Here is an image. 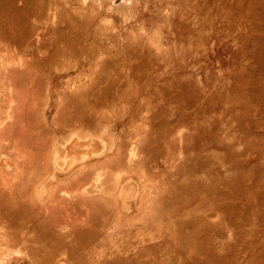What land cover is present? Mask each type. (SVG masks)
Returning <instances> with one entry per match:
<instances>
[{
  "label": "rangeland",
  "instance_id": "rangeland-1",
  "mask_svg": "<svg viewBox=\"0 0 264 264\" xmlns=\"http://www.w3.org/2000/svg\"><path fill=\"white\" fill-rule=\"evenodd\" d=\"M2 2L22 13L0 32L2 141L36 144L25 172L50 179L53 264H264V0ZM76 141L110 153L81 162Z\"/></svg>",
  "mask_w": 264,
  "mask_h": 264
},
{
  "label": "bare ground",
  "instance_id": "bare-ground-1",
  "mask_svg": "<svg viewBox=\"0 0 264 264\" xmlns=\"http://www.w3.org/2000/svg\"><path fill=\"white\" fill-rule=\"evenodd\" d=\"M17 1V0H16ZM33 1V0H32ZM36 1V0H35ZM70 1V0H69ZM114 1V0H113ZM15 3H17V2H15ZM32 3H34V2H32ZM31 3V4H32ZM36 5H37V2L35 3ZM65 5V4H64ZM18 6H19V4H18ZM23 6V5H22ZM66 6V5H65ZM64 6V7H65ZM17 8H19V7H17ZM21 8V7H20ZM21 9H19V10H16V8L14 7V5H13V3H9V2H2V3H0V32H4V31H7L8 29L10 30L11 29V27L13 28V26H20L21 27V24H22V19H21V14L22 13H20V12H17V11H20ZM61 12V11H60ZM32 15V14H31ZM67 16V15H66ZM24 17V16H23ZM28 19H29V17H27ZM61 18V17H60ZM66 18V17H65ZM61 19H63V18H61ZM32 21V20H31ZM29 23H30V21H29ZM29 23H27V24H29ZM34 23L35 22H33V26H34ZM32 24V22L30 23V25ZM37 25H39L38 23H37ZM26 26V25H25ZM32 26V27H33ZM36 26V25H35ZM28 27V26H27ZM17 29H18V27H17ZM24 29V27L22 28V30ZM27 29V28H26ZM29 29V28H28ZM27 29V30H28ZM33 28H31V32L33 31L32 30ZM37 29V28H36ZM16 29H14L13 31H15ZM21 30V29H20ZM27 30L25 31V29L23 30V31H25V36H26V33H27ZM12 31V30H11ZM12 31V32H13ZM28 31H30V30H28ZM12 32H9V34L10 33H12ZM16 32H19V29L18 30H16ZM34 32V31H33ZM59 32V31H58ZM14 33V32H13ZM17 34V33H16ZM19 34V33H18ZM22 34H24V33H22ZM22 34H19V36H21ZM30 33H28V35H29ZM38 34V33H37ZM15 35V34H14ZM4 36H6V35H4ZM19 36H17V38H20ZM24 36V37H25ZM32 36H35V33H32ZM32 36H26V38L28 37H32ZM6 37H8V36H6ZM12 37H13V35H12ZM22 37V36H21ZM24 37L23 38H21V39H24ZM37 37V36H36ZM2 38H3V36H2ZM14 38H15V36H14ZM14 38H13V40H14ZM27 38V40H29ZM68 38H70V37H68ZM1 39V38H0ZM7 39H9V38H7ZM20 39V41H23V40H21ZM38 39H39V37H38ZM41 39H43V38H41ZM46 39V38H45ZM71 39V38H70ZM9 40H11V39H9ZM9 40H6L5 41V39L3 38L2 40H0L1 42L3 41V42H9ZM15 40H17L16 38H15ZM14 40V41H15ZM27 40H24L25 42L27 41ZM33 40H35L36 41V39H34L33 38ZM30 41H31V45H33V43H32V39H30ZM2 42V43H3ZM37 42V41H36ZM42 42V41H41ZM20 43V42H19ZM39 43V42H38ZM48 43V42H47ZM5 44V43H4ZM26 44H27V42H26ZM25 44V45H26ZM40 44V43H39ZM42 44H43V42H42ZM46 44V43H45ZM42 45L43 47L44 46H46V45ZM24 45V46H25ZM29 45V44H28ZM27 45V46H28ZM30 45V46H31ZM37 45V43L35 44V46ZM52 45V44H51ZM30 46H28V47H30ZM34 46V45H33ZM38 46V45H37ZM32 47V46H31ZM55 47V46H54ZM23 48H25V47H23ZM71 49V48H70ZM73 49V48H72ZM108 49H112L113 50V48H108ZM33 50V49H32ZM35 50H38L39 51V49H35ZM56 50V49H55ZM54 50V51H55ZM68 51H70L69 49H67ZM80 50V49H79ZM111 50V51H112ZM13 51V50H12ZM16 51H18L17 49H16ZM34 51V50H33ZM48 51H50V50H48ZM52 51V50H51ZM60 52L59 53H61L60 55H62L63 53H65V52H63V50L61 51V49L59 50ZM68 51H67V53L66 54H70V53H68ZM83 51V50H82ZM95 51V50H94ZM110 51V52H111ZM15 52V51H14ZM19 52H20V50H19ZM22 52H24V49H23V51ZM36 52V51H35ZM56 52H57V50H56ZM63 52V53H62ZM104 52H105V50H104ZM26 54H27V52H25ZM29 53V52H28ZM53 53V52H52ZM59 53L58 54H55V55H58V56H56L55 58L57 59V57H61V56H59ZM76 53V52H75ZM75 53H73V54H75ZM83 53V52H82ZM94 53V52H93ZM107 53H109L108 52V50H107ZM106 53V54H107ZM119 53V52H118ZM22 54V53H21ZM26 54H24L25 55V58H27L26 57ZM44 54V53H43ZM72 54V53H71ZM28 55H30V54H28ZM104 55V54H103ZM109 55H111V53L109 54ZM10 56H13V55H10ZM49 56H51V54L49 55ZM18 57V59H19V57H20V54L17 56ZM22 57H23V55H22ZM44 57V59H46V57H45V55L43 56ZM11 58V57H10ZM9 58V59H10ZM33 58V57H32ZM49 60H52V59H50L49 57H47ZM103 58H104V56H103ZM30 59V58H29ZM58 59H60V58H58ZM17 60V59H16ZM6 61V60H5ZM5 61L4 62H2L3 64H5ZM25 61V60H24ZM23 61V63L21 64L22 66L23 65H25L24 63H26L27 61H25L24 62ZM37 61V60H36ZM44 61V60H43ZM53 61V60H52ZM56 61V60H55ZM29 62H31L30 60H29ZM42 62V61H41ZM48 62V61H47ZM54 62V61H53ZM62 62V61H61ZM68 63H69V61H67ZM1 63V64H2ZM20 63V62H19ZM66 63V62H65ZM28 65H30V63H27ZM26 64V65H27ZM44 64V63H43ZM49 64V63H48ZM57 64H59V63H57ZM6 66H7V64H5ZM10 65V64H9ZM20 65V64H19ZM32 65V64H31ZM36 65V64H35ZM72 65V64H71ZM106 65H108L109 66V64H106ZM32 66H34V65H32ZM32 66H29V67H32ZM59 66V65H58ZM63 65H61V66H59V67H62ZM65 66H67V65H65ZM70 66V65H69ZM78 66V65H77ZM151 66H153V65H151ZM163 66V65H162ZM1 67V66H0ZM39 67V66H38ZM42 67V66H41ZM58 67V68H59ZM64 67V66H63ZM68 67V66H67ZM71 67H74L75 68V65H73V66H71ZM159 67V66H158ZM35 68H36V66H35ZM42 68H44V70H47V69H45L46 67L44 66V67H42ZM49 68V67H48ZM77 68V67H76ZM75 68V69H76ZM133 68V67H132ZM160 68V67H159ZM163 68H164V66H163ZM14 69V68H13ZM39 69V68H38ZM54 69H56V68H54ZM65 68H63V70H64ZM83 69V68H82ZM12 70V69H11ZM20 71H21V69H19ZM59 70H61V69H59ZM68 70L70 71V69H69V67H68ZM68 70H65V71H68ZM81 70V69H80ZM160 70V69H159ZM163 70V69H162ZM162 70H160V71H162ZM23 71V70H22ZM33 71V70H32ZM31 70H29V72L31 73L32 72ZM55 71H57V70H55ZM35 72H37V70H35ZM58 72H60V71H58ZM22 74V72H19V77H20V80H21V74ZM30 73L28 74V76H30L31 78H33L31 75H30ZM40 73V72H39ZM51 73H55V72H51ZM79 73V72H78ZM81 73V72H80ZM158 73V72H157ZM159 73H161V72H159ZM82 74V73H81ZM118 74V73H117ZM121 74V73H120ZM128 74V73H127ZM138 74V73H137ZM153 74H154V72H153ZM23 75V74H22ZM26 74H24L23 75V77L25 76ZM36 74H34V76H35ZM44 75H46L45 73L43 74V76ZM54 75V74H53ZM83 75V74H82ZM82 75H80V76H82ZM88 74H86V76H87ZM129 75V74H128ZM139 75V74H138ZM156 75V74H155ZM159 75V74H158ZM38 76V75H37ZM41 76V75H40ZM51 75H49V77H50ZM119 76H122V75H119ZM126 77H127V75H125ZM154 76V75H153ZM160 76V75H159ZM159 76H156V77H159ZM26 77V76H25ZM24 77V78H25ZM30 77H28V79H31ZM52 77V76H51ZM76 78L78 77V75L77 76H75ZM106 77V76H105ZM130 77V76H129ZM45 78V77H44ZM44 78L42 79V80H44ZM71 78H73L72 76H71ZM79 78V77H78ZM110 78H114V77H110ZM131 78H132V75H131ZM149 78V77H148ZM151 78H152V76H151ZM62 79V78H61ZM68 79H70V78H68ZM83 78H81V80H82ZM88 79V78H87ZM99 79V78H98ZM98 79H97V81H98ZM104 79V78H103ZM108 79V82H109V78H107ZM119 80H120V78H118ZM129 79V78H128ZM128 79H125V77H124V80L123 81H126V80H128ZM33 80V79H32ZM46 80V79H45ZM48 80H50L49 78H48ZM71 80V79H70ZM70 80H68V81H70ZM100 80V79H99ZM114 80V79H113ZM150 80V79H149ZM152 80V79H151ZM30 80H28V82H29ZM67 81V80H66ZM72 81V80H71ZM70 81V82H71ZM75 81H77V80H75ZM75 81H74V83H75ZM102 81V80H101ZM115 81V80H114ZM33 82V81H32ZM50 82V81H49ZM73 82V81H72ZM104 82H107V81H104ZM116 83H117V80L115 81ZM130 82H131V80H130ZM129 82V83H130ZM69 83V82H68ZM84 83V82H83ZM113 83V82H112ZM116 83H113V84H116ZM126 83H127V81H126ZM128 83V84H129ZM29 84H30V82H29ZM91 84H92V82H91ZM91 84H90V86H91ZM93 84H94V82H93ZM96 84H97V82H96ZM96 84H94V85H96ZM100 84V83H99ZM106 84H108V83H106ZM120 84V83H119ZM119 84H116L117 86L119 85ZM127 84V86L129 87V85ZM13 85V84H12ZM28 85V84H27ZM27 85H25L24 84V88H26V86ZM60 85V84H59ZM67 85V84H66ZM72 85V84H71ZM82 85V84H81ZM115 85V86H116ZM31 86V85H30ZM29 86V87H30ZM67 86H69V85H67ZM78 86H80V83L78 84ZM89 86V87H90ZM56 87V86H55ZM84 87L85 86H83V89H84ZM99 87V86H98ZM103 87V86H102ZM109 87V86H108ZM148 87V86H147ZM19 88V87H18ZM34 88V87H33ZM62 88V87H61ZM65 88H66V86H65ZM73 88L75 89V87L73 86ZM97 88V87H96ZM96 88H94V89H96ZM101 88V87H100ZM105 88H107V87H105ZM116 88V87H115ZM146 88V87H145ZM10 89V88H9ZM21 89V88H20ZM67 89V88H66ZM66 89H64V90H66ZM70 89V88H69ZM86 89H89V88H86ZM91 89V88H90ZM101 89H103V88H101ZM113 89V88H112ZM125 88H124V86H123V89L122 90H124ZM129 89V88H128ZM142 89V88H141ZM144 89V88H143ZM3 90V89H2ZM8 90V89H7ZM35 90V89H34ZM34 90H31L32 91V93L34 92L35 93V91ZM99 90V89H98ZM113 90H115L116 91V89H113ZM121 90V91H122ZM127 90V89H126ZM9 91V90H8ZM59 91V90H58ZM70 91V90H69ZM77 91V90H76ZM84 91H85V89H84ZM94 91V90H93ZM92 91V92H93ZM104 91H106V92H112V91H107V90H104ZM103 91V92H104ZM114 91V92H115ZM118 91H120V90H118ZM163 91V90H162ZM71 92V91H70ZM69 92V93H70ZM73 90H72V94H73ZM80 92V91H79ZM85 92H87V93H89L88 91H85ZM85 92H82V93H85ZM92 92H91V94H92ZM94 92H98V91H94ZM102 92V93H103ZM114 92H112V93H114ZM142 92H144V91H142ZM160 92H161V90H160ZM164 92V91H163ZM33 93V94H34ZM100 93V92H99ZM62 94V93H61ZM71 94V95H72ZM86 94V93H85ZM98 94V93H97ZM104 94V93H103ZM102 94V95H103ZM108 94H110V93H108ZM9 95L11 96V94L9 93ZM70 95V96H71ZM75 95H76V93H75ZM82 95V94H81ZM89 95H90V93H89ZM94 95V94H93ZM111 95H113V94H111ZM117 95H119V94H117ZM9 96V97H10ZM34 96V95H33ZM63 96V95H62ZM85 96V95H84ZM92 96V95H91ZM64 97V96H63ZM73 97V96H72ZM87 97V96H86ZM89 97V96H88ZM99 97H101V95L99 96ZM99 97H97V98H99ZM103 97H104V95H103ZM107 97H109V96H107ZM33 98V97H32ZM37 98V95L35 96V99ZM82 98V97H81ZM75 99H76V97H75ZM83 99V98H82ZM90 99V98H89ZM107 99V98H106ZM118 99H119V97H118ZM8 100V99H7ZM32 100H34V99H32ZM67 100H68V98H67ZM78 100H81V99H78ZM78 100H76V101H78ZM93 101H94V98L92 99ZM116 100V99H115ZM12 101V100H11ZM82 101V100H81ZM83 101H85V97H84V99H83ZM95 101H96V99H95ZM103 102H104V100H102ZM107 101H109V100H107ZM111 101H114V100H111ZM153 101V100H152ZM33 102V101H32ZM68 102L69 103H71L70 102V100H68ZM12 103V102H11ZM31 103V102H30ZM36 103V102H35ZM35 103H33L34 105H36ZM74 103V102H73ZM82 103V102H81ZM80 103V104H81ZM97 103H99V102H97ZM101 103V102H100ZM106 103V102H105ZM9 104V103H8ZM72 104V103H71ZM77 104H79V101L77 102ZM79 104V105H80ZM11 105V104H10ZM34 105L33 106H31V108H33L34 107ZM70 105V104H69ZM90 105H92V104H90ZM3 106V105H2ZM38 106V105H37ZM76 106V105H75ZM82 107L84 106V104L83 105H81ZM89 106V105H88ZM12 107H14V106H12ZM72 107V106H71ZM70 107V108H71ZM77 107V106H76ZM81 107V108H82ZM92 107V106H91ZM115 107V106H114ZM113 107V108H114ZM137 107H139V106H137ZM4 108H6V107H4ZM69 108V109H70ZM78 108V107H77ZM2 109H3V107H2ZM9 109H10V107H9ZM72 109V108H71ZM79 109V108H78ZM84 109V108H83ZM92 109H93V107H92ZM4 110V109H3ZM3 110H1V111H3ZM11 110V109H10ZM34 110H37V108H35ZM96 110V109H95ZM122 110V109H121ZM160 109H158V111H159ZM32 111V110H31ZM77 112L79 111V110H76ZM81 111H83V110H81ZM84 111H87V112H90V110L88 111V110H84ZM83 111V112H84ZM102 111V110H101ZM109 111V110H108ZM115 111V110H114ZM37 112V111H36ZM36 112H34L32 115H34ZM80 112V111H79ZM139 112V111H138ZM142 112V111H141ZM161 112V111H160ZM160 112H157V113H160ZM6 113V112H5ZM74 113V112H73ZM94 113V115L97 113V112H93ZM105 113H107V112H105ZM121 113V112H120ZM154 113V112H153ZM152 112H151V114H153ZM37 114V113H36ZM72 114V113H71ZM80 115H82L83 113H79ZM131 114V113H130ZM140 114V113H139ZM2 115V114H1ZM0 115V264H27V261H26V258H27V256H29L30 258H27V260L28 259H34L33 261H29V262H31V263H33V264H53V262H54V250L55 249H53V247H56V246H58V245H54L53 246V234H52V231L54 230H52L51 231V229L52 228H50V226H52V222L54 221V218L55 217H53L52 215H53V210H54V203H53V201H54V195H52V193H51V191H50V188H49V183H48V181L50 180L49 178H48V180H46L45 182H42L41 184H40V181H43V180H41V178H38V177H36V169H40V167H38V166H40V165H37V167L38 168H36L35 167V170H34V174L33 173H30L29 174V172L27 173V171L29 170L30 171V169H32V168H30L31 166L32 167H34L33 166V164L35 163V162H38V161H36L37 160V158H36V154H35V151L37 150V149H35V148H37L36 147V144H35V142L34 141H31L29 138H28V142H29V140L31 141V142H29V146L30 147H28L29 148V152L26 154V152L24 153V150H23V147H22V142L20 141H18V142H14V138L12 139V142L11 141H9L8 143H6V142H3L4 140H3V137H2V132L4 131V129L6 128V126L8 125V124H11V123H14L13 121H12V119H14V113L12 114L11 113V111H9L8 113H7V115L6 116H1ZM77 114H75V116H76ZM106 115V114H105ZM120 115V114H119ZM118 115V116H119ZM128 115H129V113H128ZM127 115V116H128ZM158 115V114H157ZM87 116H89V114L87 115ZM133 116V115H132ZM30 117H31V115H30ZM34 117H36V118H38V121H39V117H37L36 115H34ZM69 117H71L70 118V121L72 122V120H73V118H72V116H69ZM69 117H68V115H67V117H66V119L68 118L69 119ZM90 117L92 118V116L90 115ZM103 117V116H102ZM110 117V115H108V116H106V118H109ZM158 117V116H157ZM81 119H82V117H80ZM84 118V117H83ZM99 118V117H98ZM98 118H97V120H98ZM106 118H102L103 120H101L102 122L106 119ZM110 118H112V116L110 117ZM139 118V117H138ZM143 118H145V117H143ZM147 118V117H146ZM154 118H156V117H153L152 116V119L154 120ZM32 119H33V117H32ZM32 119H30V120H32ZM67 119V120H68ZM72 119V120H71ZM78 119V118H77ZM81 119H79V121H81ZM122 119V118H121ZM29 120V121H30ZM37 120V119H36ZM92 119H90V122H92L91 121ZM140 120V119H139ZM142 120V119H141ZM16 121V120H15ZM70 121H68L67 122V126H69V127H72L71 126V124H70ZM83 121V120H82ZM109 121V120H108ZM107 121V122H108ZM114 121V120H113ZM121 121V120H120ZM130 121V120H129ZM11 122V123H10ZM32 121H30V123H31ZM34 122V121H33ZM89 122V123H90ZM110 122V121H109ZM108 122V123H109ZM133 122H134V120H133ZM145 122H147V121H145ZM144 122V123H145ZM35 123V122H34ZM34 123H32V124H30V126L32 127H36V126H34ZM37 123H39V122H37ZM36 123V124H37ZM81 123V122H80ZM84 123V122H83ZM94 122H92V124H93ZM112 123H114V122H112ZM131 123V122H130ZM130 123H129V125H130ZM138 123V122H137ZM132 124V123H131ZM12 125V124H11ZM82 125V124H81ZM86 125V124H85ZM126 125V124H125ZM118 126V125H117ZM117 126H115V127H117ZM128 126V124L126 125V127ZM134 126V125H133ZM136 126V125H135ZM32 127V128H33ZM40 127V126H39ZM65 127H66V125H65ZM68 127V128H69ZM74 127V126H73ZM72 127V128H73ZM129 127V126H128ZM127 127V128H128ZM137 127H139L138 125H137ZM142 127V126H141ZM67 128V127H66ZM118 128V127H117ZM136 127H133V129L132 130H134ZM71 129V128H70ZM70 129H69V132H70ZM73 129H76V128H73ZM72 129V130H73ZM124 129V128H123ZM140 129V128H139ZM126 130H128V129H126ZM130 130V129H129ZM73 132H75V131H73ZM130 132H131V130H130ZM133 132V131H132ZM134 132H137V131H134ZM71 133V132H70ZM5 134V133H4ZM15 134H17L18 135V133H15ZM74 134V133H73ZM73 134H72V136H73ZM133 134H136V133H133ZM16 135V136H17ZM127 136H128V133L126 134ZM130 135H131V133H130ZM130 135L128 136V137H130ZM28 136L30 137V135H29V133H28ZM31 137H32V135H31ZM35 138V137H34ZM37 138V137H36ZM36 138H35V140H36ZM77 138V137H76ZM142 138V137H141ZM33 139V138H32ZM71 139H72V137H71ZM74 139V138H73ZM125 140H126V138H124ZM134 139V138H133ZM135 139H137V137L135 138ZM143 139V138H142ZM3 140V141H2ZM16 140H18L17 138H16ZM64 141V140H63ZM143 140H139L138 142H137V144L138 143H140V142H142ZM123 142H124V140H123ZM126 142H127V140H126ZM126 142H125V144L124 145H128V144H126ZM132 143L134 142V141H131ZM69 143V142H68ZM144 144H146L147 146H149V144H147V143H145V142H143ZM88 144V143H87ZM107 144V143H106ZM131 144V143H130ZM144 144H140V145H144ZM13 146V151L12 152H10L9 151V147L11 148V146ZM23 145H24V143H23ZM134 145V144H133ZM86 146V145H85ZM111 146V145H110ZM112 147V146H111ZM132 147H134V148H136L135 146H131V148ZM138 147V146H137ZM141 147V146H140ZM145 148H147L146 146H144ZM130 148V150H132ZM112 150H113V148H112ZM111 150V151H112ZM136 150H137V148H136ZM148 150H150V149H148ZM72 151V152H71ZM71 151H70V153H73L74 155H77L76 153H78V154H80L81 152H82V154H81V159H82V161L81 162H83V161H85V160H87V159H89V158H92L94 155V157H96V155H98V156H100V155H105V154H109V153H106L108 150H106V146H101V145H99V144H91V145H87L86 147H83V145H82V147L81 146H79V144H78V142L76 141L75 143H73L72 144V146H71ZM128 151V150H127ZM132 151H135L134 149L132 150ZM141 151V150H140ZM143 151V150H142ZM130 152V151H129ZM137 151H135V153H136ZM148 152V151H147ZM135 153H134V155H135ZM150 153V152H149ZM152 153V152H151ZM56 154V153H55ZM66 154V153H65ZM129 154V153H128ZM153 154H154V152H153ZM156 155V154H155ZM155 155H153V156H155ZM91 156V157H90ZM126 156H129L130 157V155H127L126 154ZM136 156V155H135ZM135 156H132V157H135ZM102 157V156H101ZM129 157H127L128 159H129ZM151 157H152V155H151ZM99 158V157H98ZM155 158H156V156H155ZM62 159V158H61ZM153 159V158H152ZM133 160V159H132ZM159 160V159H158ZM50 161V160H49ZM128 162V161H127ZM132 162V161H131ZM27 163H28V165H30L29 167H28V170L25 172V168H26V165H27ZM32 163V164H31ZM52 163V162H51ZM62 163V162H61ZM35 164H37V163H35ZM47 164V163H46ZM64 164H65V162H64ZM157 164V163H156ZM53 165L55 166V168H56V163H53ZM158 165V164H157ZM162 165V164H161ZM57 167H60L59 165L57 166ZM53 168V167H52ZM62 168V167H61ZM44 169H46V168H44ZM71 170V169H70ZM162 170V169H161ZM31 172H33V170L31 171ZM40 172V171H39ZM27 175H26V174ZM46 174V173H45ZM37 175H38V173H37ZM39 177H41V176H39ZM50 177V176H49ZM98 179H99V177H97ZM43 179V178H42ZM53 179H55V178H53ZM53 181V180H52ZM81 180H79L78 182H80ZM104 182V181H103ZM107 182V181H106ZM86 183V182H85ZM100 183V182H99ZM82 185V184H81ZM75 186V185H74ZM84 185H82V187H83ZM75 188H78V187H75ZM81 191H82V188H81V186H80V188H79ZM85 189V188H84ZM129 189V188H128ZM79 190V191H80ZM130 190V189H129ZM129 190H127V191H129ZM78 191V192H79ZM53 193H55V192H53ZM64 193V192H63ZM83 194V193H82ZM125 194V193H124ZM131 194V193H130ZM67 195V194H66ZM129 195V194H128ZM150 195V194H149ZM184 206V205H183ZM126 211V210H125ZM178 213V212H177ZM133 214V213H132ZM56 219V218H55ZM63 223V222H62ZM55 224V223H54ZM67 227V226H66ZM65 228V227H64ZM127 229V228H126ZM130 229V228H129ZM63 230V229H62ZM58 231V230H57ZM67 231V230H66ZM76 231V230H75ZM82 231V230H81ZM54 232H56V231H54ZM72 233V232H71ZM55 234H57V233H55ZM64 234H69L70 235V233H67V232H65V233H63V232H61V235L62 236H58V237H62V239L64 238ZM82 234V233H81ZM58 235H60V234H58ZM57 236V235H56ZM74 236V235H73ZM81 236V235H80ZM130 236V235H129ZM66 238V237H65ZM57 239H59V238H57ZM79 239H81L80 237H79ZM84 239H86V238H84ZM63 240H65V239H63ZM69 240V239H68ZM57 241V242H56ZM55 242L56 243H54V244H59V241L58 240H56ZM128 241V240H127ZM61 243H62V241H61ZM60 243V244H61ZM64 243V242H63ZM62 243V244H63ZM65 243H67V242H65ZM59 244V245H60ZM61 246V245H60ZM60 246H58V250H57V252L58 251H61V249L63 248H61ZM68 246V245H67ZM124 246V245H123ZM61 249H60V248ZM119 247V246H118ZM67 248H69V246L67 247ZM71 248V247H70ZM60 249V250H59ZM117 249V248H116ZM121 249H123V248H121ZM127 249V248H126ZM149 249V248H148ZM67 250H69V249H67ZM145 250H147V249H145ZM63 251V250H62ZM65 251V250H64ZM70 251V250H69ZM56 251H55V253H57ZM58 253H60V252H58ZM62 253H65V252H62ZM16 254H20V255H16ZM59 255V254H58ZM127 255V254H126ZM67 257V256H66ZM71 257V256H70ZM56 259V258H55ZM68 259V258H67ZM117 260H119V258L117 259ZM56 261V260H55ZM69 261V260H68ZM67 262V261H66ZM70 262V261H69ZM124 262V261H123ZM30 263V264H31ZM68 263V262H67ZM110 263V262H109ZM112 263V262H111ZM62 264H64V263H62ZM71 264V263H70ZM121 264V263H120Z\"/></svg>",
  "mask_w": 264,
  "mask_h": 264
}]
</instances>
